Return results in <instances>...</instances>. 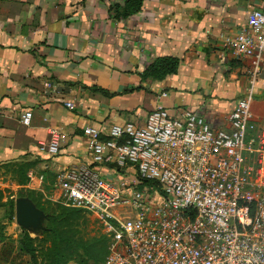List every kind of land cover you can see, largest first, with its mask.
<instances>
[{"label": "crops", "instance_id": "crops-1", "mask_svg": "<svg viewBox=\"0 0 264 264\" xmlns=\"http://www.w3.org/2000/svg\"><path fill=\"white\" fill-rule=\"evenodd\" d=\"M125 1L0 0V166L31 163L27 176L42 183L70 165H91L84 128L105 134L112 125H143L157 107L171 115L188 109L229 129L250 59L235 57L223 38L246 27L251 9L264 12V0H143L121 18L116 8ZM164 56L179 59L177 74L143 81ZM252 113L264 120V65ZM51 131L56 154L47 151Z\"/></svg>", "mask_w": 264, "mask_h": 264}, {"label": "built area", "instance_id": "built-area-1", "mask_svg": "<svg viewBox=\"0 0 264 264\" xmlns=\"http://www.w3.org/2000/svg\"><path fill=\"white\" fill-rule=\"evenodd\" d=\"M223 39L235 57L250 59L228 130L188 109L157 107L143 125L84 128L91 165L58 172L60 203L92 216L107 238L104 264H264V120L252 113L264 12L251 9L246 27ZM51 134L47 151L56 154Z\"/></svg>", "mask_w": 264, "mask_h": 264}, {"label": "rangeland", "instance_id": "rangeland-1", "mask_svg": "<svg viewBox=\"0 0 264 264\" xmlns=\"http://www.w3.org/2000/svg\"><path fill=\"white\" fill-rule=\"evenodd\" d=\"M31 167V163L23 160L0 166V264H42L43 258L40 252L43 247L49 245L48 242H44L42 234L37 236L27 232L35 241L34 259L31 260L29 255L21 250L20 242L26 231L15 222V199L19 195L29 196L34 204L43 208L45 214H59L62 208L68 209L60 203V191L56 176L47 177L42 183L38 177L32 181L27 176ZM30 184L33 186H28ZM38 184L39 186H37ZM49 215H47V219ZM77 216L79 218L76 221L69 222L71 227L65 229L68 236L74 237L88 248L89 253L93 252L94 258L97 259L95 264H102L103 258L101 260L100 258L105 252L102 230L89 214L80 212ZM47 219L44 222V227L48 226ZM94 262L95 259L94 261L90 259L87 264H94ZM68 264L79 263L71 260Z\"/></svg>", "mask_w": 264, "mask_h": 264}, {"label": "trees", "instance_id": "trees-1", "mask_svg": "<svg viewBox=\"0 0 264 264\" xmlns=\"http://www.w3.org/2000/svg\"><path fill=\"white\" fill-rule=\"evenodd\" d=\"M143 6V0H126L123 7L116 8L117 16L121 18H127L138 13ZM180 66V61L178 58L173 56H164L155 58L142 72L141 79L152 80V81H162L169 76L175 75L178 72ZM31 166V165H30ZM19 197H28L26 195H19ZM31 199V198H30ZM33 201V200H32ZM36 207L45 211L43 208L39 207L35 204ZM67 208V207H65ZM84 213L79 209H63L59 214L51 213L50 215L46 213L48 216V226L45 227V230L42 233L44 238V242H48L49 245L47 247H43L41 253V257L43 258L42 264H68L69 261L75 260L79 264H87V262L91 259L96 263V258L93 256V252L89 253V249L84 247L78 240L74 237H69L66 230L70 228L71 225L69 222L76 221L78 213ZM104 245L103 248L105 252L102 253L103 263L105 261L107 255V244L108 240L103 235ZM35 241L30 237L27 232H24V236L20 242L21 250L29 255L30 259L33 260L36 254L35 251ZM81 250V253H80Z\"/></svg>", "mask_w": 264, "mask_h": 264}, {"label": "water", "instance_id": "water-1", "mask_svg": "<svg viewBox=\"0 0 264 264\" xmlns=\"http://www.w3.org/2000/svg\"><path fill=\"white\" fill-rule=\"evenodd\" d=\"M47 215L27 197L15 199V222L29 234L41 235Z\"/></svg>", "mask_w": 264, "mask_h": 264}]
</instances>
